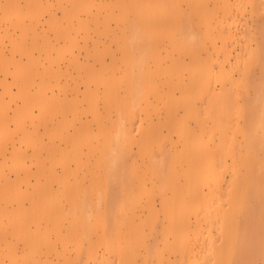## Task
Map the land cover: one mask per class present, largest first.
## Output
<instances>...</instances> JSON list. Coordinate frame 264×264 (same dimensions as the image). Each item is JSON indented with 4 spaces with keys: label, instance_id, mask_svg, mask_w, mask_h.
Wrapping results in <instances>:
<instances>
[{
    "label": "rangeland",
    "instance_id": "1",
    "mask_svg": "<svg viewBox=\"0 0 264 264\" xmlns=\"http://www.w3.org/2000/svg\"><path fill=\"white\" fill-rule=\"evenodd\" d=\"M32 1L33 3L31 0H20L23 13L30 10L39 13L35 18L26 19V24L31 28L23 37L19 30L1 20L0 9V53L4 54L8 61H22L18 65L21 74L19 83L25 78H30L31 96H35V86L40 82L39 77L43 70L54 66L61 67L62 73H72L68 77L70 86L67 87L72 88L74 82H77L81 90L68 88L66 91L55 92L64 103L80 105L92 101L96 105L103 116L100 128L91 122L92 129L88 132L94 134L96 144H100L104 134L111 132L118 125L119 112L112 98H117L118 103L124 104L121 108L122 114L125 115V107L130 108L132 104V90L136 84L139 85V82L134 80L136 75H133L138 71V66L131 64L128 53L135 46L146 50L143 69L150 74L147 79L149 84L146 85V79L142 78L140 105L131 107L133 115L125 120L134 139L131 144L132 154L128 160L129 163H135L137 168L133 170L132 177L136 182L144 181L152 190L150 195L135 193L136 202L124 226L127 231L130 228L140 230L139 239L133 240L136 247L135 264H156L160 257L165 259L163 264H174L173 260L178 256L174 235L177 221L169 223L167 220L157 188H152L156 179L148 172L152 159L150 154L140 152L136 141L148 140L154 148H157L158 143L165 142L170 150L180 149L185 134L179 129L181 124L187 122L193 128H198L193 112L180 104L183 93H186L184 102L196 104L200 110L198 116L209 127L211 154H218L215 143L219 133L213 118L206 111L212 104H219V99H222V104L225 100L232 101L231 105L235 106L232 111L234 127L230 128V131L241 143L245 142L244 120L248 104L252 106L248 114L255 116L256 127L261 123L259 111L261 105L264 106V53L262 57L261 51L262 48L264 50V0H258L259 10L254 15L251 14V4L242 6L243 8L246 5L244 8L247 9L243 14L240 10L241 3L236 0H199L201 10L198 15L190 12L191 4L188 0H126L129 2L126 11L121 10L118 0H88L87 9L84 10H81L80 6L82 0ZM227 4L232 8V14L223 12ZM148 5L152 12L162 10L163 7L170 8L176 21L182 16L189 20L192 24L190 29L195 31V34H192L195 38L193 45L183 48L180 44V40L186 35L185 30L181 29L182 26H179L181 23L172 28L154 25L161 12L156 14L157 17L153 15L150 22L151 30L158 34L147 32L140 26V34L137 37L131 36L128 25L135 15L136 7L145 14ZM54 17L67 30L75 28L78 45L71 49V55L62 56L58 64L50 66L47 53L51 52L52 56H55L64 45L62 37L56 31L57 28L49 27V22L52 23ZM83 20L88 23L85 29L81 27ZM205 24H208V27ZM18 45L19 48H16ZM224 47L228 48L227 52ZM27 51L31 54L30 60L24 53ZM192 53L199 55L198 60L192 59ZM73 59L76 61L70 65V60ZM248 70H252L255 76L254 86L246 81ZM194 76L203 84L201 91L180 87L181 83L183 85ZM1 77L6 79V83L15 93L18 83L12 76L1 73ZM65 81L66 77H62L61 84ZM85 82L95 92L91 99L84 96ZM212 90L213 95L210 94ZM228 92L231 99L230 96L226 99L225 94ZM22 102L23 98L19 96L10 97L0 84V264H85L84 254L74 246L75 242L69 238L72 235H69L67 230L74 229L76 234H81L84 223L80 218V208L89 209L93 204L83 203V206L80 204L83 201L78 197L81 202L77 201L75 212L69 210L74 189L69 190L70 185H66V181L69 179L71 186H74L75 175L63 174L62 164L55 161L59 155L49 154L48 151L52 142H60L59 130L76 134L80 122H67V111L61 106L40 111L35 105L30 117L23 116ZM172 105L176 111L171 118L168 108ZM83 116V120L92 121V113L89 110H84ZM262 120L264 121V117ZM24 130L30 132L28 137L32 141L29 144L23 141ZM36 130L37 137L41 139L36 143L38 146L35 144ZM258 131L261 132L260 129ZM69 161L72 168L79 170V180L85 185L90 183L91 175L86 172L90 168L96 170V154H78ZM179 168L178 164L174 168L175 172ZM99 169L100 175L103 176L105 168L101 166ZM222 173L225 179L230 178L232 167H223ZM45 186L47 190L43 189ZM38 198L39 202L46 201L45 208L43 207L46 215L36 220V210L40 207L35 205V211L30 213L26 222L33 233L38 228L45 235L40 247L17 235L21 202L28 207L30 201ZM91 199L94 201L92 197ZM149 203L153 205L157 216L153 223L148 219ZM56 207H61L67 214L59 221L52 214ZM100 207L104 209V203ZM189 217L194 219V214L191 213ZM76 237L80 243L86 244L85 238ZM97 237V233H94L93 239ZM166 237L170 242L164 244ZM125 239L129 240V234ZM149 249L151 251L147 253Z\"/></svg>",
    "mask_w": 264,
    "mask_h": 264
},
{
    "label": "bare ground",
    "instance_id": "2",
    "mask_svg": "<svg viewBox=\"0 0 264 264\" xmlns=\"http://www.w3.org/2000/svg\"><path fill=\"white\" fill-rule=\"evenodd\" d=\"M71 1V0H69ZM88 0L80 2L81 10L87 9ZM241 3L240 7L243 14L246 8L242 6L246 3L251 4V14L254 15L259 10L258 0H236ZM122 11H126L129 2L126 0H118ZM191 4L190 12L197 15L200 13L201 6L199 0H188ZM31 3L33 1L31 0ZM150 1H148V4ZM35 4V2H34ZM31 5H29L30 7ZM35 6V5H34ZM168 6V5H167ZM135 10L133 19L129 22V30L131 36L137 37L140 31L146 30L152 34L158 32L151 30V17L161 12L155 19V26L166 25L167 27H175L181 23L186 32L183 40H180L183 48H190L195 42L191 30V23L184 16L179 17L176 21L170 8L162 10H151L149 5L146 7L145 14L138 7ZM0 9H2L1 20L9 23L13 29H17L22 33V37L30 30L31 26L26 24L29 17L35 18L39 15L37 11L22 12L20 0L0 1ZM143 9V8H142ZM224 13L232 14V8L229 4L223 8ZM154 20V21H155ZM7 21V22H6ZM179 22V23H177ZM208 27V24H205ZM88 26L86 20H83L81 27L85 29ZM142 26V29L141 27ZM49 27L57 28L59 36L62 37L64 45L52 56L48 52L49 65L59 63L62 56L72 53L71 49L77 46L76 30L67 28L56 18L49 22ZM190 30V31H189ZM189 31V32H188ZM264 44V38L262 45ZM261 45V46H262ZM16 47V46H15ZM19 48V45L16 47ZM128 53L131 64L138 66V71L133 75L134 80L139 82L132 90L133 99L131 107L139 106V94L141 92V80L146 79V85L149 84L150 74L143 69L146 50L138 47H132ZM228 51L227 47H224ZM262 51V57L264 50ZM31 59L29 51L24 52ZM261 54V53H260ZM193 60H198L197 53L191 54ZM264 59V57H263ZM76 59L70 60V65L75 63ZM22 61L20 59L6 60L4 54L0 53V84L6 93L23 98L21 104L23 116H31L33 114V106H37L39 110L53 109L55 106H61L67 111L66 121L73 124L74 120H79V128L77 133L68 134L59 130L60 142H52L49 145V154L59 155L55 161L63 166V174L75 175V185L71 186L69 179L66 185H70L69 190H73L72 204L69 208L71 212H75L76 203L81 205L93 204L91 208H80V218L83 221V232L76 234L75 230H67L75 244L77 250L84 254L85 264H135L136 247L133 244L135 239H139L140 230L138 228H127L124 226L125 220L128 218L132 206L136 202V195H150L151 188L143 181L137 182L133 179V170H136L135 163H129V157L132 154V143L134 142L131 131L126 122L132 116V109L125 107L126 116L122 114L123 103H118L117 98H112L119 112L118 125L111 132L105 133L100 141L96 144L94 134H89L92 129V123L97 124L100 128L102 113L92 101L88 104H71L64 101L56 94L68 90V77L72 73L61 72V67H50L49 70H43L40 75V82L35 86V96L30 95L29 89L32 82L30 78H25L19 83L21 74L18 71V65ZM13 67V69L11 68ZM25 71V69H23ZM11 75L12 79L18 83V89L14 93L12 88L6 83V79L1 77ZM62 77H66L64 84H61ZM249 85H255V76L251 71H247L246 76ZM70 86V85H69ZM182 88L191 89L192 91H201L203 84L199 78L194 76L186 83H181ZM58 88V89H57ZM71 90L80 91L81 88L77 82ZM84 96L90 98L95 92L85 82L83 89ZM214 90L210 91L213 95ZM111 94V93H110ZM226 99L230 96L229 92L225 94ZM232 95V94H231ZM259 95V91H257ZM186 93H183L181 105L188 111H192L196 117L197 127L190 126L187 122L181 124L180 130L184 132V139L180 149L170 150L166 143H158L157 148L148 140L136 141L142 154H150L152 159L148 172L156 180L153 181V187L157 188V194L160 197L162 209L166 212L169 223L177 221L174 227L175 244L178 256L173 260L174 264H264V106L261 105L259 111V119L261 123L254 125L255 116L249 115L252 106L248 104L247 114L244 120L245 142L241 143L239 138L231 133L230 128L234 127L232 111L235 106L231 105L229 100L222 104V99L217 100L219 104H212L207 114L213 118L214 124L218 129V140L215 143L218 154H211V137L208 134V128L200 118L199 107L193 103H186ZM220 95H218L219 97ZM89 99V100H90ZM231 99V96H230ZM250 99V98H249ZM248 99V100H249ZM264 100V99H262ZM63 105V106H62ZM62 108V109H63ZM84 110L92 113V121L83 120ZM175 106H169L168 115L172 118L175 115ZM92 122V123H91ZM259 122V121H258ZM261 130V132L258 131ZM36 132V133H35ZM30 132L24 130L23 141L29 144L32 139L28 136ZM36 143L41 139L37 130ZM63 144V145H62ZM36 146H38L36 144ZM78 154H96V170L90 168L88 172L91 175V182L86 184L79 180V170L71 167L70 161ZM54 157V156H53ZM180 168L175 172L176 166ZM230 165L232 174L230 178L223 177L222 168ZM76 166L79 165L76 163ZM105 168L103 176L99 173V168ZM42 168V167H40ZM75 171V172H74ZM85 173V172H84ZM47 187H43L45 190ZM50 188V187H49ZM48 188V189H49ZM47 190V189H46ZM170 191V192H169ZM91 197L94 201H92ZM149 202V201H148ZM104 203L105 208L101 209ZM83 204V206H85ZM39 205L36 210L37 218L44 217L45 210L43 207L46 201L38 200L30 201V206L25 207L21 202L20 217L18 218L19 237H23L27 241H31L32 245L41 246L45 240L42 231L36 229L32 232L27 225L26 220L33 209V206ZM148 219L153 223L157 216L153 205L149 203ZM45 208V207H44ZM61 207L53 209V215L58 218L57 221L66 216V212ZM194 214V219L189 217ZM74 216V215H73ZM142 219H140L141 221ZM143 222V221H142ZM94 233L97 238L93 239ZM129 234V240L125 236ZM76 236H82L86 239V244L80 243ZM42 240V241H41ZM168 237L164 240L169 243ZM101 250V251H100ZM151 249L147 250L150 253ZM165 259L160 257L156 264H163ZM149 264V263H146Z\"/></svg>",
    "mask_w": 264,
    "mask_h": 264
}]
</instances>
